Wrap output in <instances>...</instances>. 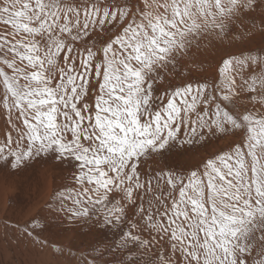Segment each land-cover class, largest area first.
<instances>
[{
	"label": "snow or ice",
	"instance_id": "snow-or-ice-1",
	"mask_svg": "<svg viewBox=\"0 0 264 264\" xmlns=\"http://www.w3.org/2000/svg\"><path fill=\"white\" fill-rule=\"evenodd\" d=\"M258 7L264 0H0L10 128L0 183L38 159L71 162L75 187L48 207L105 227L131 213L119 247L169 249L143 264H264V49L224 59L214 82L154 87L194 44L225 37ZM242 93L261 107L234 110ZM229 133L240 142L195 170L142 171L176 145Z\"/></svg>",
	"mask_w": 264,
	"mask_h": 264
},
{
	"label": "bare ground",
	"instance_id": "bare-ground-1",
	"mask_svg": "<svg viewBox=\"0 0 264 264\" xmlns=\"http://www.w3.org/2000/svg\"><path fill=\"white\" fill-rule=\"evenodd\" d=\"M191 52L179 58L175 70L170 67L161 73L163 80L154 85L157 95L190 82L209 81L206 74L210 71L196 73L197 64L189 65ZM9 131L7 117L0 111V143ZM180 135L183 138V132ZM240 140L239 133H229L209 136L192 145H176L158 160L144 163L142 171L149 167L153 173L160 169L195 170L207 158L229 151ZM6 167L0 162V171ZM72 171L71 162L59 164L38 159L16 172L7 187L0 183V264H128L129 257L143 264L150 257L155 259L161 246L165 252L169 251L163 242L155 245L147 256L135 245L119 247L123 233L133 230L131 225L136 222L131 213L119 225L105 227L95 220L70 222L64 213L49 208L55 191L75 187L70 182ZM28 231L33 235L28 236ZM139 234L150 238L147 232ZM37 239L43 243H37Z\"/></svg>",
	"mask_w": 264,
	"mask_h": 264
},
{
	"label": "rangeland",
	"instance_id": "rangeland-1",
	"mask_svg": "<svg viewBox=\"0 0 264 264\" xmlns=\"http://www.w3.org/2000/svg\"><path fill=\"white\" fill-rule=\"evenodd\" d=\"M262 19H264V7H258L255 12L238 22L237 25H234L225 37L213 38L211 41L205 38L200 41L199 47L194 44L189 49V51H192L190 53V62L188 61L189 65L197 64V67H195L196 73L202 71L207 73L210 71L206 74V77L209 82H214L219 78L218 69L224 59L247 55L249 52L259 54L261 49H264V30H262L260 24ZM248 74V72L244 73L245 76ZM239 83L240 79L237 78V84ZM251 95L250 93H242L240 96L234 98V110L242 113L254 107L260 108L259 104H252L250 100Z\"/></svg>",
	"mask_w": 264,
	"mask_h": 264
}]
</instances>
